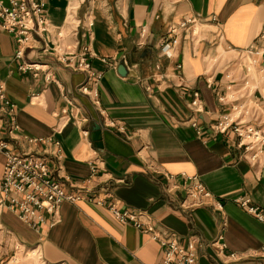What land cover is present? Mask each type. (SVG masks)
<instances>
[{
	"label": "crops",
	"instance_id": "obj_1",
	"mask_svg": "<svg viewBox=\"0 0 264 264\" xmlns=\"http://www.w3.org/2000/svg\"><path fill=\"white\" fill-rule=\"evenodd\" d=\"M45 1L47 45L57 30L69 50L88 42L93 75L61 64L37 35L23 58L42 70H20L14 38L0 30V79L17 124L9 130L0 111V137L20 151L27 137H41L34 150L78 198L62 201L56 221L38 228L3 209L0 264H36L34 254L40 264H159V240L118 221L112 202L139 211L156 231L195 236L197 264H264V222L233 200L248 196L264 208V176L231 129L211 128L236 96L254 101L264 125V0ZM122 57L127 74L117 71ZM246 75L250 93L241 88ZM82 84L97 90V104ZM195 89L201 110L189 105ZM48 139L58 140L59 156ZM167 173L196 176L221 207H181L185 191L171 188Z\"/></svg>",
	"mask_w": 264,
	"mask_h": 264
},
{
	"label": "built area",
	"instance_id": "obj_2",
	"mask_svg": "<svg viewBox=\"0 0 264 264\" xmlns=\"http://www.w3.org/2000/svg\"><path fill=\"white\" fill-rule=\"evenodd\" d=\"M45 7V0H0V30L10 33L14 38L16 46L14 56L18 60V68L23 71L33 70L35 73L42 70V64L23 58L25 47L37 35L44 40L46 45L44 48L61 64L93 75L90 70V57L93 54L88 42L83 44L80 50H69L59 42L58 37L62 36V32L57 30V41H52L50 45H47L45 38L53 33V28L45 15ZM170 31H174L173 26ZM166 45L167 42L163 41L162 47L165 48ZM225 75L228 78L226 88L230 89L235 79L229 72ZM51 78L52 74L47 69L45 79ZM242 82V90L250 93L253 86L247 75L242 79ZM79 89L91 95L95 104L99 102L97 90L89 88L87 84L80 85ZM219 98L224 99V96H219ZM234 99L229 110L221 113L211 124V128L215 132L231 129L242 155L252 165L259 168L264 176V125L259 124L255 118L257 106L251 99L242 101L238 100L237 96ZM189 105L196 110L202 109L198 90L192 91ZM0 111H5L10 116L9 130L16 129L14 104L6 97L5 83L1 79ZM192 124L195 122L193 121ZM26 140V148L20 151L13 150L10 142L0 137V154L4 158L0 178V212L3 209H9L35 228L45 223L52 225L56 221L55 214L61 202L64 200L74 201L78 196L64 188L61 182L54 177V169L34 150V144L43 141L42 138L27 137ZM48 140L53 144L52 153L59 156L58 140ZM184 177L182 181H177L173 174H166L167 181L172 184L171 188H182L185 191L180 202L181 207L189 208L198 204L221 207V201L214 197L196 176L187 175ZM233 200L264 222V208L253 203L250 197L236 196ZM107 208L118 221L131 223L159 240L162 246L159 264H197V239L195 236H189L185 241H181L173 232L162 233L154 230L151 223L145 222L141 218L139 211L120 207L116 202L108 204ZM257 253L264 256V246H261Z\"/></svg>",
	"mask_w": 264,
	"mask_h": 264
},
{
	"label": "water",
	"instance_id": "obj_3",
	"mask_svg": "<svg viewBox=\"0 0 264 264\" xmlns=\"http://www.w3.org/2000/svg\"><path fill=\"white\" fill-rule=\"evenodd\" d=\"M117 71L120 74H127L128 73L124 57H122L121 60L119 61L118 66H117Z\"/></svg>",
	"mask_w": 264,
	"mask_h": 264
},
{
	"label": "rangeland",
	"instance_id": "obj_4",
	"mask_svg": "<svg viewBox=\"0 0 264 264\" xmlns=\"http://www.w3.org/2000/svg\"><path fill=\"white\" fill-rule=\"evenodd\" d=\"M32 257L34 258V262H35L36 264H40V260H38V256H37V254L32 255Z\"/></svg>",
	"mask_w": 264,
	"mask_h": 264
}]
</instances>
